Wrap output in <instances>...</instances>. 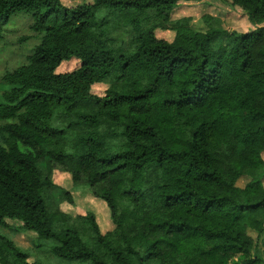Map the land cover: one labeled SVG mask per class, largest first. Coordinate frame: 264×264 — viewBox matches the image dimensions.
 I'll use <instances>...</instances> for the list:
<instances>
[{
	"label": "trees",
	"instance_id": "1",
	"mask_svg": "<svg viewBox=\"0 0 264 264\" xmlns=\"http://www.w3.org/2000/svg\"><path fill=\"white\" fill-rule=\"evenodd\" d=\"M183 1L0 0V34L25 12L41 36L0 77V226L80 264H264V0H230L246 32ZM84 189L111 230L60 208ZM29 255L0 236V264H47Z\"/></svg>",
	"mask_w": 264,
	"mask_h": 264
},
{
	"label": "rangeland",
	"instance_id": "2",
	"mask_svg": "<svg viewBox=\"0 0 264 264\" xmlns=\"http://www.w3.org/2000/svg\"><path fill=\"white\" fill-rule=\"evenodd\" d=\"M93 3L94 0H62L66 7H76L84 3ZM210 15L215 17L214 23L228 30L246 32L254 28L248 20L247 14L239 7L232 6L230 0H201V1H183L175 8L173 17L175 19L188 17L194 28L206 29L207 24L203 17ZM33 23L30 13L20 12L12 16L9 23L5 25L0 34V77L7 71L27 63L28 57L32 54L35 46L40 42V34L34 32L31 28ZM160 35L169 40L173 39V34L169 31H161ZM106 84H98L93 88L96 93H103ZM6 88V84L0 79V92ZM3 121H0L2 125ZM54 182L71 186V177L66 173L54 174ZM246 183V178L240 180V185ZM264 184V179H263ZM78 196L77 203L70 205L62 203L60 208L70 214H85L89 210L97 213V219L102 231L111 230L113 222L110 218V210L103 202H98L88 189L82 192L76 191ZM7 226H0V236H5L12 240L19 248L28 251L29 261L43 260L47 264H80L75 260H68L53 256L49 249L55 244V241L40 238L36 232L23 229V223L16 219H6ZM253 236L255 234L251 233ZM261 251L264 247L260 246ZM264 254V253H263Z\"/></svg>",
	"mask_w": 264,
	"mask_h": 264
}]
</instances>
